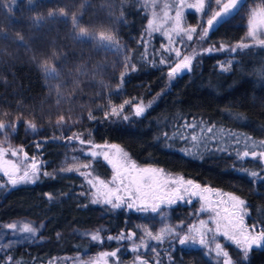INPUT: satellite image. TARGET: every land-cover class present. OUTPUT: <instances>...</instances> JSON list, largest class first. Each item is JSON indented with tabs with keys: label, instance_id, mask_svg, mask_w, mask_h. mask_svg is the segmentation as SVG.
<instances>
[{
	"label": "trees",
	"instance_id": "16d2710c",
	"mask_svg": "<svg viewBox=\"0 0 264 264\" xmlns=\"http://www.w3.org/2000/svg\"><path fill=\"white\" fill-rule=\"evenodd\" d=\"M99 1L104 3L99 5L97 0H90V7L83 9V0H33L32 4L28 0H15L14 4L12 0H0V5H3L0 6V122L24 119L48 126L58 112L54 102L61 98L59 94L64 91L72 93L74 99L82 94V98L88 97L90 103L95 104L98 101L109 102L113 98L112 94L122 102L128 101L138 89L143 93L140 103H147L157 93L169 88L168 69L150 67L139 57L143 50L141 41L155 35L147 27V16L140 6V0ZM61 10L67 17L66 24L62 22L64 17L60 16ZM49 12H55L57 19L53 21ZM74 16H81L80 26L89 31L106 29L112 36L126 40L128 54L125 58L136 64V70L130 69L123 73V79L120 73H115V76L108 73L109 66H112L110 57L106 58L91 40L76 41L72 38ZM224 23L221 21L218 30L212 32L205 41L200 40L202 28L197 29L191 49L185 53L191 55L193 50L197 53L194 71L173 80L170 91L159 98L146 117H136L133 110L136 104L130 103L125 105L123 115H111L109 119L104 117L98 122L89 121L84 126L85 131L80 134L85 141L116 144L141 165L162 168L171 175L183 174L197 182L237 195L246 201L251 213L247 219L254 223L264 220V183L254 184L244 174V169L259 170L263 167L259 160L240 159L237 152L242 154L244 150H251L252 145L246 141V136L256 141L264 139V80L260 79L264 77V49L255 43H248L252 46L250 49L234 53L235 61L230 65L231 70L220 71L215 62L226 50L209 55L205 49L213 45L218 47L220 43H225L227 47L233 46L232 40L239 35L234 28ZM77 31L78 28L75 34ZM83 60L85 67L77 69L76 65L78 67V62ZM46 65L59 66L60 75L56 80L45 79L43 68ZM75 68L78 72L71 78L69 71ZM77 82L80 89L77 88ZM59 104L61 113L65 108H72L71 99H60ZM124 115H127V120ZM201 120L207 122L208 126L216 125L214 133L210 134L217 137V147L224 144L228 151L201 148L199 154L185 156L179 147L183 142L176 141L171 148L158 142L164 131L171 133L177 125L199 123ZM229 132L239 135V143L235 142V137L228 135ZM39 142L29 141L23 145V149L35 153L38 161L45 153L49 154L47 147L37 149L36 144ZM79 144L75 141L72 146ZM19 157L21 159V153ZM14 158L7 152L4 159L14 162ZM96 160L98 162L93 165L92 173L107 176V168L99 159ZM0 162L4 164L3 160ZM4 165L1 168L7 166ZM234 166L237 170H234ZM0 181H8V177H0ZM51 183L50 178L41 176L34 186L14 188L6 196L4 209H0V218L42 214L46 217L48 236L51 234L50 225H53L58 229L59 237L65 236L62 233L65 225L78 222L89 224L92 218L85 216L86 210L69 208V212L62 205L51 208L48 205L46 208L44 200L39 195L37 197L36 193L47 192V186ZM83 204L90 205L85 199ZM100 209L104 212L101 220L105 226L103 234L107 236L124 232L126 222L134 219L125 209L113 210L103 204ZM178 211H171L175 221L181 219L187 225L190 224L193 214L189 216ZM60 239L55 248L50 245L39 249L17 247L7 253L0 252V261L10 264L7 257L11 255L14 260H22L24 264H70L65 254L79 253L85 242L67 237ZM111 244L113 242L106 248L112 251L114 247ZM231 253L237 256L240 264H244L243 254L238 257V250L234 251L232 247ZM190 256L195 257L193 254ZM248 261L249 264H264V250H252Z\"/></svg>",
	"mask_w": 264,
	"mask_h": 264
},
{
	"label": "snow or ice",
	"instance_id": "6c2138e0",
	"mask_svg": "<svg viewBox=\"0 0 264 264\" xmlns=\"http://www.w3.org/2000/svg\"><path fill=\"white\" fill-rule=\"evenodd\" d=\"M33 0H28L29 4H32ZM217 5H220L221 0H215ZM247 0H228V3L223 4L220 10H213L210 5L205 9V0H196L195 4H184V0H180V8L176 9L175 16L173 18V24L171 27L164 29L163 25L154 24V19L148 20V28L152 32L163 31V35L168 38L169 44H162L161 48L164 52H168L167 57H162L159 60V64L166 66L169 70L167 76L169 78V88L157 93L152 100L147 103H140L134 106V113L136 117L144 118L146 113L153 108V106L158 102L159 98L164 95L167 91H170L171 82L175 79L183 78L185 75L194 71V59L197 53L193 50L191 55L185 54L183 52L184 41L181 37V33L187 36L188 41L193 40V34L197 33L196 27H181V21L185 18V13L181 11V8L187 7L189 9L194 8L196 13H203L204 16H207V27L203 26L201 21L199 27L203 30V35L200 36L201 41H205L210 37L211 33L218 30L217 26L221 24V21H226V17L232 16L233 12H238L243 10L246 7ZM12 3H15V0H12ZM3 6V5H0ZM90 7V0H83L82 8L87 9ZM168 5H165L167 8ZM208 12H211V15H208ZM49 17L54 21L57 19L55 12H49ZM60 16L64 17L63 21L67 23V17L63 10L60 12ZM82 17L74 16L72 18V38L76 41H82L85 39L95 40V36L89 35L85 27L80 26ZM169 19L168 12H164V20ZM79 29V35H76V29ZM264 28V20L260 21L259 25L253 24L252 21H249L247 36L259 46L260 49H264V32H260L258 35V29ZM171 33H175L180 39H173ZM100 41L108 40L110 43L107 45L100 44L99 48L101 50L108 49L115 51L117 53H126V48L117 41L112 36H104L103 34L99 37ZM143 43V41H141ZM252 46L245 42H240L235 44V46L227 47L225 43H220L218 47L215 45L205 49L207 54H212L215 51H230L231 53H238L239 51L250 49ZM174 55V59H173ZM130 67L132 71H135L136 68L134 65H126ZM230 67H221V71L227 72L230 71ZM45 79L56 80L60 75L59 66L57 65H46L43 68ZM124 74L122 73V79ZM260 79L264 80V77ZM59 102V101H58ZM130 101H125L124 104H121L119 108L112 107L111 112L105 113V119H109L111 115L120 116L123 115V110L125 105L129 104ZM238 119H243V117H237ZM89 119H94V116L89 113ZM124 119L127 120V115H124ZM64 117H60L58 123H63ZM12 127V125H6L0 123V130H3L6 133L7 128ZM19 125L16 126L15 130H18ZM28 128L32 130L33 133H36L37 129L34 124L29 122ZM188 129L193 131L189 132ZM198 129L199 131H195ZM216 125L208 126L207 122L201 120L199 123L185 122L183 125H177L174 127V130L169 133L164 131L162 136L158 138L159 143L166 144L171 148L176 141H181L179 145L182 155L192 156L194 154H199L201 148L208 150H214L219 152L228 151L224 144H220L217 147L218 140L215 135L208 136V133H214ZM27 135V129H26ZM229 136L235 137L236 143H239V135L236 133L229 132ZM55 139H66L68 142L77 141L81 145H87L91 151H85L83 148L80 149L83 152L84 156H89L92 160L89 163H84L81 167L85 170L81 172L86 179V182L90 186L89 193L81 192V195H92L93 204H103L108 206L113 210H121L127 208L128 210H135L137 212H148L151 210L153 214H157L161 217V220H166V215L163 211L162 205L167 204L171 206L176 204L177 201L191 204V199L185 201L183 193L189 192V189H197L203 192H211L212 189L209 187L201 188V185L194 184L191 179L184 180L182 178H176L165 172L164 169L158 167H140L133 159L129 157V154L126 151L120 149L116 144L111 145H98L93 141H85L82 138L80 133H72L66 137H56ZM246 141L250 142L252 145L251 150H244L242 154L237 152V156L241 159L251 158L252 160H259L261 164H264V139L256 141L251 136L245 137ZM8 140V136L5 135V141ZM224 143H227L226 141ZM102 147H107L114 149V152L109 151H98ZM37 148H40V144H37ZM245 148H248V144L245 145ZM8 151H11L12 157H18L20 153H24L23 147L19 149L15 148H5L0 146V160L4 161L6 167L0 168V171L3 172L4 177H8V184L12 188L17 187L19 184H35L40 178L41 174L44 176H49L55 178L52 173H49L47 170L42 172L44 166L38 163L35 159V156L32 157V162L28 164L22 175L19 174L21 167L11 160H6L5 155ZM103 156V159L111 166L112 176L110 180H103L97 177L96 179L92 178L93 165L98 161L95 159L98 156ZM24 160H28V154L24 153ZM30 169V170H29ZM234 170H237L234 166ZM67 171H78L80 168H69ZM244 174L250 178L254 184L264 183V168L259 170L253 168L251 170L244 169ZM171 185H179V187H170ZM8 185L0 183V190L7 188ZM7 195V193H5ZM47 198L51 201L53 199L52 194H45ZM190 196H196V191L189 192ZM223 196L228 198V201L231 202V210L225 208V212L228 213L227 216L222 219L227 221L223 225V232H221V217L220 213L215 212V219L211 220V223L215 225V228L208 227V221L201 220L199 228L188 227L187 231H184V222L181 221L179 224L171 226L166 225L162 227L159 233H153L149 231L148 228H144L145 236L149 240H154L157 243L163 244L168 237H171L172 241H178V244L182 248H192L197 244L201 247L202 250L208 249L207 254L211 255V245L215 244V249L217 255L221 254L222 245L221 242H216V236H222L224 240L233 242L236 247L239 249V252L243 254L244 264H249L248 258L253 250V248L264 250V220H257L254 222L251 227L245 223V218L250 216L251 213L248 211V205L246 201L237 195L230 193H223ZM201 201L206 199L205 196L200 195ZM201 212H212L213 209L201 206ZM7 229L11 230V236L6 240L5 243H0V252L7 253L13 247L19 246L21 244V239L19 234L24 233L28 236L24 239V243H37L38 240H42L39 236V233L43 230V223L39 227L35 225V222H23L22 224L17 223H8L5 225ZM104 229L97 228L91 232H84L82 235L90 237L91 241L103 243L104 237L102 235ZM212 233V237L209 238L208 234ZM59 237V233L57 234ZM136 237L135 231L121 232L116 236L108 235L106 237L107 241H124V240H133ZM226 246V245H225ZM140 247L149 248L150 245L144 239L140 237L139 244H134L132 247L133 252H138ZM117 251L111 253L105 252L102 255L104 257L111 256L117 257ZM151 251L157 252V249L152 247ZM223 256L225 257L223 264H240L239 261H232L229 259V253L224 251ZM172 257L169 256V260ZM10 264H24L22 260H14L11 255L7 257ZM137 261L139 264H147V261L141 259L140 256H137ZM0 264H4L3 261H0ZM157 264H162L160 260H157Z\"/></svg>",
	"mask_w": 264,
	"mask_h": 264
},
{
	"label": "rangeland",
	"instance_id": "374dc122",
	"mask_svg": "<svg viewBox=\"0 0 264 264\" xmlns=\"http://www.w3.org/2000/svg\"><path fill=\"white\" fill-rule=\"evenodd\" d=\"M140 6L143 7V11L146 13L147 16V27H148V20L154 19V24H160L163 25L164 29H167L168 27H171L173 24V18L175 16V12L177 8H180V0H140ZM104 2H101L97 0V4L101 5ZM196 0H184V4H195ZM228 3V0H221L220 5H217L215 0H210V5L213 10H220L222 8L223 4ZM165 5H168L167 8H165ZM209 7V0H205V9L207 10ZM168 12L169 19L167 21L164 20V12ZM181 11L185 13V18L181 21V27H196L197 29L200 28L199 25L201 21L203 22V26H205L207 21V16H204L203 13H196L194 8H187L183 7L181 8ZM208 15H211V12H208ZM227 22L224 23L228 26L234 28L237 32V39L232 40L231 45L235 46V44L240 42L245 43H254L250 37L247 36L249 21H252L253 24L259 25L260 21L264 20V0H247L246 7L243 8V10H240L238 14L236 12H233L232 16L227 17ZM89 35L95 36V40H91L93 42V45L96 47H99L100 44L107 45L110 43L108 40L100 41L99 37L101 34L104 36H112L111 33H109L106 29L101 28H95L91 29L90 31L87 30ZM260 32H264V28L258 29V35ZM154 36H149L144 39L142 43V52L139 55L141 60H144L145 63L148 66H152L156 69H161L162 66L159 64V60L162 57H167L169 55L168 52H164L161 48L162 44L168 45L169 40L167 37L163 35V31L160 32H153ZM76 35H79V31H77ZM173 39H180L183 38L184 41V48L182 49L184 53H186L188 50L191 49V43L192 41L187 40V36L181 33V37H177L175 33H171ZM194 35V34H193ZM114 37V36H112ZM194 37V36H193ZM117 41H119L127 50V42L126 40L119 39L114 37ZM88 40V39H85ZM103 53L105 54L106 58L107 56L111 58L112 66H109L108 73L115 76V73H127L131 68L126 67V65H136L131 61H128L125 56L128 54V50L126 53H117L115 51H111L108 49H103ZM139 58V59H140ZM174 59V55H173ZM235 61L234 53H231L230 51L225 52L221 58L217 59L215 62V66L221 71V67H230V65ZM85 61L78 62V67L76 65L77 69H80L79 67H85ZM70 70V74H72L71 78L75 77V72L77 69ZM107 68V67H106ZM167 68V67H166ZM86 69V68H85ZM83 69V70H85ZM168 69V68H167ZM224 72V71H222ZM77 82V88L80 89V85ZM99 84V83H98ZM79 86V87H78ZM101 86V84H99ZM103 87L105 86L102 85ZM136 94H133L128 101L132 104H140L143 93L141 90L137 89ZM61 98L55 100L54 107L58 110L57 113L53 116V121L48 126H41L38 125L36 122L31 120H24V119H13L6 122H0L6 125H12V127L7 128L6 133L3 130H0V146L5 148H15L19 149L23 147V145L26 142L29 141H40V148L47 147L49 154L40 157V160L38 163L42 164L44 168H42V172L44 170H47L49 173H52L55 178H51L49 176H44L41 174L42 177H48L52 181L51 185L47 186L49 190L45 193H39L40 191H37L36 196H40L41 199H43L46 208H48V204H56L58 201L59 204L63 203V206L65 209L69 210V208L76 209V210H86L85 216L92 218L91 222L88 224V222L82 224V223H73L70 225H66L68 228L67 230H63L62 233H64L65 236L56 237V241L51 239V236H48L47 234V228H46V217H43V215H37V216H30V214H26V216L17 215L15 217H5V219L0 218V243H5L6 240L11 236V230L4 227L8 223H17L22 224L23 222H29L30 224L35 222V225L37 227L40 226L41 223H43L44 227L42 232L39 233V236L42 238V240H38L37 243H24V239L28 236V234L21 233L19 234V237L21 239V244L19 246L13 247L12 249H15L17 247L19 248H42L44 246H51L53 243L57 244L60 242V238L67 237V238H74V239H80L86 238L88 242H91L90 237L82 235L84 232H91L96 230L97 228H103L105 229L104 223L102 224V218L104 212L101 211L100 207L101 204H93L92 203V195H81V192L89 193L90 186L86 182V179L83 175H81V172L83 171H89L83 169L81 166L84 163H89L92 158L89 156H81L79 154V151L75 148L73 142H68L66 139H55L56 137H66L68 135H72V133H81L85 128V124H87L89 121H97L101 120V118L105 117L106 112H111L112 107L119 108L121 104H124L121 100H119L117 97H115L113 94V98L109 100V102L101 103L96 102L95 104L90 103V100L87 98H82V94L74 99L73 94L67 91H64L59 94ZM71 99V107L72 108H65L63 109V112L61 113V104L60 99ZM59 101V102H58ZM129 103V104H130ZM81 109H84V111H80ZM65 111V113H64ZM80 111L79 113H77ZM89 113H91L94 116V119H89ZM60 117H64L63 123H58L60 120ZM31 122L36 126V133H33L31 129L28 128V124ZM19 125L18 130L16 129V126ZM26 129H27V135H26ZM85 131V130H84ZM188 131H193L192 129H188ZM195 131H199L196 129ZM5 135L8 136V140L5 141ZM208 136H212V134L208 133ZM222 139V138H221ZM236 142V141H235ZM38 144V143H37ZM36 144V147H37ZM38 149V148H37ZM51 150V151H50ZM53 151V152H52ZM103 152L101 149L99 150ZM9 154H11V151H8ZM51 155V156H50ZM20 156V154H19ZM15 157L14 162H16L20 167L21 171L19 174H22L24 168L28 165V161H24L22 163L20 157ZM250 158V157H249ZM95 159H99L100 157H96ZM241 159V158H240ZM4 164L0 162V168ZM5 166V165H4ZM80 168L81 171H72L69 172L67 169L69 168ZM98 175H92L93 179H96ZM0 183H4L7 186V188L0 190V209H4V203L6 200L5 193H9L10 191H13L14 188L10 184H8V181H0ZM36 184V183H35ZM35 184H24L21 183L19 186H25V185H35ZM80 185L83 186L84 189L80 188ZM76 186V187H74ZM77 186L80 188L78 190ZM15 187V188H17ZM86 187V188H85ZM77 189V190H73ZM82 190V191H81ZM52 194L53 199L50 201L45 194ZM87 203L89 201L88 206L83 205L81 200H84ZM205 207L208 206L207 202L203 201L201 204ZM97 208V209H96ZM218 210V209H217ZM166 220L162 221L161 217L159 215H143L139 216L138 219L128 220L126 222L127 228L126 232L128 231H135L136 237L133 238V240H124V241H110L113 242L111 244L112 251L116 250H122V252L117 254V257H111L107 256L104 257L102 254L105 252L111 253V249L106 248V245H108L110 242L107 241L106 237L107 235H104V242L100 244L101 250H99L97 253H94V249L92 247H88L82 255L77 256L78 261H72L70 260L69 256H72L71 254H65L67 255V259L70 260V264H139L137 261V256L139 255L140 258H144L146 261H150V264H157V260H160L162 264H223L225 257L223 256V252L227 251L229 253V259L232 261H238L237 256L231 253V247L225 246V242L223 240L216 236V242H221L222 249L221 254L217 255V251L215 249V244L213 243L211 245V255H208V249L202 250L201 247L197 244L195 247L192 248H182L178 241H172L171 237H168L163 244L157 243L154 240H149L145 236L144 228H148L149 231H152L153 233H159L162 227H165L166 225H177L179 224L178 221H175L173 219V216L171 215V212L169 210L163 209ZM220 213V210H218ZM83 212V211H82ZM196 211L192 212L196 216L193 223L190 225L184 224V231H187L188 227H196L199 228L200 221L204 220L202 217L203 214L198 215L195 213ZM216 212V211H215ZM92 213V214H91ZM206 213V212H205ZM194 216V217H195ZM193 217V218H194ZM213 218V217H212ZM212 218H207L208 220V227H210ZM216 218V217H215ZM214 218V219H215ZM95 220V222H94ZM125 232V233H126ZM118 235V234H116ZM115 235V236H116ZM212 233H209V238L212 237ZM140 237H144V239L147 241V243L150 245L149 248L140 247L138 252H133L131 249L134 244H139ZM63 241V240H62ZM93 242V241H92ZM104 246L102 244L106 243ZM154 247L157 249V252L151 251V248ZM104 248V249H102ZM73 249V248H72ZM235 251V250H234ZM239 252V251H238ZM74 253V252H73ZM72 253V254H73ZM195 255V257H191L190 255ZM169 256L172 257L171 260H169ZM242 253L239 252L238 257H241ZM187 258L188 260H186ZM240 259V258H239Z\"/></svg>",
	"mask_w": 264,
	"mask_h": 264
},
{
	"label": "flooded vegetation",
	"instance_id": "af4514ba",
	"mask_svg": "<svg viewBox=\"0 0 264 264\" xmlns=\"http://www.w3.org/2000/svg\"><path fill=\"white\" fill-rule=\"evenodd\" d=\"M96 144V143H95ZM98 145H102V146H104V145H111V143L109 144H107V143H99ZM75 148L76 149H78L79 150V154L81 155V156H84V154H83V152H81L80 151V149L81 148H83L85 151H91L92 149H90L89 147H86V146H81L80 144L78 145V146H75ZM100 150V149H99ZM98 150V151H99ZM101 150L104 152V151H109V152H114L115 150L114 149H110V148H107V147H102L101 148ZM24 153H27L28 154V164H30L31 162H32V157L33 156H35V159H36V161L38 162V158H36V155H35V153H33V152H31V150L30 151H28V150H25L24 149ZM21 155H22V153H21ZM100 157V162L105 166V168H107V171H108V175L107 176H98L100 179H103V180H110L111 179V176H112V170H111V166L110 165H108V163L103 159V156L101 155V156H99ZM23 161H25V160H23ZM137 163V162H136ZM140 167H150V166H148V165H141V164H139V163H137ZM30 170V169H29ZM166 173H168L169 175H171L168 171H165ZM171 176H173V177H176V178H182V179H184V180H188V179H191V178H187V177H185L183 174H179V173H177V174H175V175H171ZM0 177L2 178L3 177V172L2 171H0ZM192 181H193V183L194 184H199V185H201V188H204V187H209V188H211L212 189V191L211 192H201L200 190H197V189H189V192H191V191H196L197 192V195L196 196H190L189 195V192H184L183 193V196H184V200L185 201H187V200H189V199H191V204H188V203H184V202H180V201H177V203L176 204H173V205H171V206H168L167 204H164V205H162V208L163 209H165V210H169L170 212L172 211V210H175V212H179L178 210H180L181 211V213L182 214H184V213H188V215L190 216L191 215V213L192 212H194V211H196L195 213L196 214H198V215H201V214H203V218H204V220H208L207 218H212V219H214L215 218V211L217 212L218 210H220V217H221V231L222 230H224V228H223V225L227 222V221H225V220H223L222 218L223 217H225V216H227L228 215V213L227 212H225V208H228L229 210H231V202L230 201H228V198L226 197V196H223L222 194L223 193H228L227 191H224V190H220V189H218V188H215V187H210V186H208V185H206V184H204V183H202V182H197V181H195V180H193V179H191ZM74 187H76V186H74ZM170 187H179V185H171ZM77 188H78V190L81 188V189H84L83 188V186L82 185H80V188L77 186ZM73 190H77V189H73ZM82 191V190H81ZM200 195H203V196H205L206 197V199L204 200L205 202H207V204H208V208H211V209H213V211L212 212H207V211H205V212H201L200 211V209H201V204L203 203V201H201V199H200ZM82 201V203H83V201L84 200H81ZM60 202L58 201V203H56V204H52V203H50V204H48L50 207L49 208H51V207H54V205H57V206H63V203L62 204H59ZM84 205V204H83ZM64 207V206H63ZM99 207H101V206H99ZM97 209V208H96ZM125 209V211L126 212H128V214H132L133 216H132V218H134V219H138V217L139 216H143V215H146V214H149V215H156V214H153L152 212H151V210H149L148 212H137V211H135V210H128L126 207L125 208H123V210ZM218 209V210H217ZM219 212V211H218ZM171 215L173 216V212H171ZM195 215H194V213H193V217H194ZM195 218H196V216L194 217V218H192L191 220V223H193L194 222V220H195ZM173 219H174V217H173ZM175 220V219H174ZM177 221V220H176ZM181 221H183V220H179L178 222L180 223ZM184 222V221H183ZM190 223V224H191ZM245 223L249 226V227H251V225L253 224V223H250L249 222V220L247 219V217L245 218ZM184 224H186L185 222H184ZM190 224H188V225H190ZM69 225V224H68ZM65 227V230H67L68 228L66 227V225L64 226ZM210 227L211 228H215V225L214 224H211L210 225ZM124 228H125V230H126V224H125V226H124ZM58 229L55 227V226H53V225H50V232H51V234H50V236H51V239L52 240H55L56 241V237H57V233H58V231H57ZM124 232H126V231H124ZM102 235L104 236V234L102 233ZM221 239H222V236L220 237ZM80 240V239H79ZM82 240H84V244H82V247H80V251H79V253H76V254H74V255H72V256H69L70 257V260L72 261V259L76 262V261H78L77 260V256H80V255H82V253H84L85 251H87L86 249H88V247H92V248H95L94 249V253H97L99 250H101V247H100V242H88V240H86V238H83ZM81 240V241H82ZM104 242V241H103ZM223 242H225V244H228V245H230L234 250H238L239 251V249L236 247V245L233 243V242H231V241H226V240H224ZM103 245V244H102ZM51 247H53V248H55V247H57V242H56V244H52L51 245ZM102 249H104V248H102ZM74 250H79V249H74ZM253 250H257V248H253ZM261 251H262V249H260ZM114 251H117L116 249L114 250ZM113 252V251H112ZM122 252V250H119L118 252H117V254H118V256H119V254ZM141 259H144V258H141ZM147 264H150V261L148 260L147 261Z\"/></svg>",
	"mask_w": 264,
	"mask_h": 264
},
{
	"label": "water",
	"instance_id": "95a60500",
	"mask_svg": "<svg viewBox=\"0 0 264 264\" xmlns=\"http://www.w3.org/2000/svg\"><path fill=\"white\" fill-rule=\"evenodd\" d=\"M169 70V69H168ZM112 144V143H111ZM21 160L23 161L24 160V153H22V155H21ZM261 164V163H260ZM262 165V167L264 168V164H261Z\"/></svg>",
	"mask_w": 264,
	"mask_h": 264
}]
</instances>
